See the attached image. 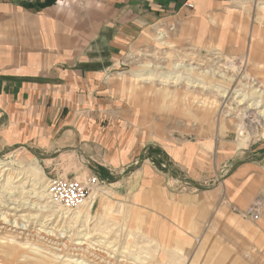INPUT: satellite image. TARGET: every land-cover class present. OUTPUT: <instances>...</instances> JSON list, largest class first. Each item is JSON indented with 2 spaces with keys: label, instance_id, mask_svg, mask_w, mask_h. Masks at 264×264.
Wrapping results in <instances>:
<instances>
[{
  "label": "crops",
  "instance_id": "1",
  "mask_svg": "<svg viewBox=\"0 0 264 264\" xmlns=\"http://www.w3.org/2000/svg\"><path fill=\"white\" fill-rule=\"evenodd\" d=\"M163 38L243 56L264 80V0H0V152L35 140L78 154L112 179L98 197L104 214L124 202L149 242L171 247L212 222L230 264H264V200L257 219L245 216L264 199V144L237 162L232 126L198 125L195 142L175 144L166 136L187 135L186 121L162 128L161 103L111 72ZM164 162L190 185H170Z\"/></svg>",
  "mask_w": 264,
  "mask_h": 264
},
{
  "label": "rangeland",
  "instance_id": "2",
  "mask_svg": "<svg viewBox=\"0 0 264 264\" xmlns=\"http://www.w3.org/2000/svg\"><path fill=\"white\" fill-rule=\"evenodd\" d=\"M173 43L170 38H163L151 48L130 52L111 72H120L122 80L134 91L138 89L142 97H155L161 103L157 110L167 113L162 128L177 130L180 121H186L188 134L183 137L166 136L167 140L172 139L175 144L179 141L195 142L197 125L210 133L232 126L236 132L231 138L236 147L235 161L247 160L258 145L264 144V80L252 75L245 66L243 56H224L214 48L200 49ZM177 64L181 65L175 69ZM176 75L179 76L177 81ZM258 100L262 101V105L255 109L253 103ZM165 101L168 103L162 105ZM244 113L252 118L259 116V113L262 115L252 124L242 120ZM205 138L212 139V136ZM19 148L17 146L0 152V215L9 214L13 219L28 221L33 227L36 226L34 231L40 227L45 233L54 230L59 234L58 237H65L63 241H68L70 247L85 243L86 248H76H83L86 253L82 257H75L74 253L78 252L67 248L65 257H61L64 255L61 253L55 256L50 250L38 248L35 244H24L22 240L8 241L1 238L0 234V264H217L218 258L221 264L234 261L216 251V232L213 231L212 222H208L204 230L191 237L178 234L184 237L181 241L173 237V242L166 243L171 247L160 248L157 244L164 242H149L146 232L142 230L144 225L140 221L138 223V219L125 209L124 202L113 212L104 214L98 197H107L105 187H109L108 179H112L91 161L86 163L80 155L69 154L64 150L44 151L35 140ZM233 161L218 166L219 175L227 171L235 163ZM157 167L169 173L170 185L178 188L190 185L187 182L189 180L173 172L168 162L157 164ZM30 173L40 176V181L49 183V186L50 181L55 179L76 178L84 181L88 177H95L97 182L92 188V196L86 202L80 203L72 211L54 212L51 208L34 206L35 197L28 194L31 189L28 180ZM214 178L206 180L202 186H212ZM90 199L89 208L79 209L81 211L77 213L78 208L88 206L86 203ZM51 200L57 204L53 198ZM263 200L257 198L249 207L256 205L257 215L246 217L257 219ZM24 202L29 203V206L21 205ZM43 203L42 206L45 205ZM57 205L62 207L59 203Z\"/></svg>",
  "mask_w": 264,
  "mask_h": 264
},
{
  "label": "bare ground",
  "instance_id": "3",
  "mask_svg": "<svg viewBox=\"0 0 264 264\" xmlns=\"http://www.w3.org/2000/svg\"><path fill=\"white\" fill-rule=\"evenodd\" d=\"M160 37L162 38L163 35L160 36ZM180 65L181 64H177L175 69H178V67H180ZM171 75H172V73H171ZM178 78H179V76L176 75L175 81H177ZM145 80H147V79H145ZM173 80H174V78H173ZM143 81H144V79H143ZM136 82H138V80ZM245 97L246 96H244L243 99H245ZM261 105H262V101L261 100H258L255 103H253V106L255 107V109L256 108H260ZM261 113H259V116L262 115ZM259 116L257 115V116H254L252 118L248 114L244 113L242 115V120H244L245 122L253 124V123H256L258 121V119H260ZM262 119L264 121V116L263 115H262ZM238 133H239V131H238ZM28 177H30L28 180H29V182L31 184V189L28 192V194L30 196H34L35 197L36 202H35L34 206L35 205L36 206L37 205L41 206V207H39L40 209L51 208V209L54 210V212H64V211H66L65 209H63L59 205H57L54 202H52L51 199L53 198V196L50 194V192H48L49 187H50L49 183L41 182L40 181V179H41L40 176L38 177V175L35 174V173H30V176H28ZM90 202H91V199H90L89 202L86 203V204H88V206L84 205V206L78 208L76 212L77 213L80 212L81 210H79V209H82V210H85V208L88 209ZM42 203L45 204V205L42 206ZM24 204H27V206H29V203H27V202L21 203V205H24ZM0 217H1V219H0V234L2 236L1 238H3V239H8V241L11 240L13 242H16L18 240H22L24 244H29V243L30 244H35V246H37L38 248L45 249V250H50L51 252H53V254L55 256L57 255V253H59V254L61 253V254H64L61 257H65V254L68 253L67 248H71V250L73 252H78V254L74 253L73 256H75V257H77V256L78 257H82L86 253V252H84L83 248H76V246H81V247L84 246L85 247L86 246L85 243H82V242L81 243H76V246L74 245L75 248L74 247H70V244L68 243V241H63L65 239V237H63V236L62 237H58L59 234H56V232H54V230L52 232L49 231L48 233H45L46 232L45 230H41V228H43V227H40V229L37 228L38 230L36 229L34 231L36 226L33 227V224L28 222V221H23L20 218H17V219L14 218L13 219L9 214L8 215L7 214H3V215H0ZM54 246L55 247H61V248L60 249H58V248L54 249L53 248ZM58 256H60V255H58ZM99 263L100 262H97V263H94V264H99Z\"/></svg>",
  "mask_w": 264,
  "mask_h": 264
},
{
  "label": "built area",
  "instance_id": "4",
  "mask_svg": "<svg viewBox=\"0 0 264 264\" xmlns=\"http://www.w3.org/2000/svg\"><path fill=\"white\" fill-rule=\"evenodd\" d=\"M185 6L189 9L193 8L188 1L185 2ZM96 182L97 179L95 177H88L84 181L76 178L55 179L50 181L49 190L57 204L59 203L65 210L72 211L81 202H86ZM257 213L258 208L255 205L246 211L245 216L257 215Z\"/></svg>",
  "mask_w": 264,
  "mask_h": 264
},
{
  "label": "trees",
  "instance_id": "5",
  "mask_svg": "<svg viewBox=\"0 0 264 264\" xmlns=\"http://www.w3.org/2000/svg\"><path fill=\"white\" fill-rule=\"evenodd\" d=\"M53 1H44L42 4H40V6H46V5H50Z\"/></svg>",
  "mask_w": 264,
  "mask_h": 264
}]
</instances>
